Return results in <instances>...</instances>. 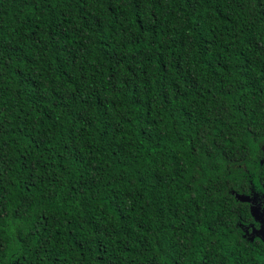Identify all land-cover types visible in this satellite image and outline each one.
I'll return each instance as SVG.
<instances>
[{
	"label": "trees",
	"instance_id": "1",
	"mask_svg": "<svg viewBox=\"0 0 264 264\" xmlns=\"http://www.w3.org/2000/svg\"><path fill=\"white\" fill-rule=\"evenodd\" d=\"M250 190L264 0H0V264L262 262Z\"/></svg>",
	"mask_w": 264,
	"mask_h": 264
},
{
	"label": "flooded vegetation",
	"instance_id": "2",
	"mask_svg": "<svg viewBox=\"0 0 264 264\" xmlns=\"http://www.w3.org/2000/svg\"><path fill=\"white\" fill-rule=\"evenodd\" d=\"M243 195L246 193H242ZM249 194L251 196V202L249 203L250 212H252V206L257 209V217L252 216V219H249L245 223L239 224V235L241 236L243 242L252 246L254 244H260L264 247V192L261 190H250ZM246 194V195H249ZM237 193H235L236 197ZM9 264H24L23 262L16 260L11 261ZM250 264H264V260L252 261Z\"/></svg>",
	"mask_w": 264,
	"mask_h": 264
},
{
	"label": "water",
	"instance_id": "3",
	"mask_svg": "<svg viewBox=\"0 0 264 264\" xmlns=\"http://www.w3.org/2000/svg\"><path fill=\"white\" fill-rule=\"evenodd\" d=\"M236 197H237V199H239L241 201L251 202V196L250 195L237 194ZM251 210H252L253 216L257 217V209L254 206H252Z\"/></svg>",
	"mask_w": 264,
	"mask_h": 264
}]
</instances>
